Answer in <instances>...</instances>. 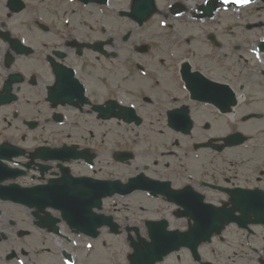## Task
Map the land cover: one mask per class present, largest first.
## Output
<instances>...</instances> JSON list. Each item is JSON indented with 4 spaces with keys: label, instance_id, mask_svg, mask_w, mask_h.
I'll return each mask as SVG.
<instances>
[{
    "label": "flooded vegetation",
    "instance_id": "af4514ba",
    "mask_svg": "<svg viewBox=\"0 0 264 264\" xmlns=\"http://www.w3.org/2000/svg\"><path fill=\"white\" fill-rule=\"evenodd\" d=\"M68 1L0 0V204H13L11 200L22 194L19 187L42 185L60 177L62 168L58 159L35 154L40 147L69 146L65 152L71 157L63 164L72 174L73 167L77 175L84 172L87 164L83 158H75L85 147L81 141L84 136L75 137V132L83 131L79 116L91 115L100 135L144 127L146 119L139 94L145 92V84L152 95L165 90L163 94H167L168 103L173 106L167 109L186 106L191 111L189 105L196 106L198 111L205 108L203 126L208 132L221 128L222 132L215 134L218 137L242 135V143L226 146L222 140L219 146L223 150H211L212 172L192 180L194 190L218 205L230 204L234 198L238 205H244L264 197V70L259 71L258 85L253 86L237 80L250 77L251 72L230 73V77L226 72L220 74L217 70L223 62L212 55L229 46V42L222 41L223 32L215 28L205 35L201 27L195 32L189 30L188 22L203 19L191 13L193 0H187V8L185 1L180 5L178 0H155L152 18L164 17L165 11L172 13L180 8L182 12L186 8L183 24L169 25L165 34L160 33L169 50L163 55H143L142 46L151 47L152 35L136 25L96 32L71 26L69 6H64ZM76 1L83 7L92 6L104 16L107 15L104 7L108 6L110 14L120 16L131 10L133 0H107L106 4L101 0ZM225 35L237 40L236 51L248 53L250 41L245 32ZM253 47L259 53L264 52L259 51L258 44ZM175 57L179 58L177 62ZM208 57L212 59L210 62ZM184 61L192 72L200 71L215 83L204 84L196 91L197 96L186 91L179 77ZM235 65L249 62L247 58L242 62L241 58ZM141 97L147 103L152 102L148 95ZM181 97L187 102L181 101L177 106ZM165 100L156 99L154 104L163 108ZM132 110L140 121L116 117ZM207 137L214 138V133L209 132ZM135 141L131 140L132 148ZM98 142L96 151L91 147L88 151L94 159L112 154L113 147L117 149L119 145L116 138L111 141L100 138ZM181 173L178 171L177 176ZM243 192L251 195L243 196ZM30 255L35 257L33 252ZM220 255L211 253L218 264H236V260H224Z\"/></svg>",
    "mask_w": 264,
    "mask_h": 264
},
{
    "label": "rangeland",
    "instance_id": "374dc122",
    "mask_svg": "<svg viewBox=\"0 0 264 264\" xmlns=\"http://www.w3.org/2000/svg\"><path fill=\"white\" fill-rule=\"evenodd\" d=\"M74 17L76 18L77 24L80 27H83V21H81L78 18L79 15H75ZM226 21L227 20H221L222 26L218 27V30L229 31L232 21H228V22ZM213 22L216 23V26L218 25V20L213 21ZM85 23L87 25L90 24L91 30L96 32L95 27L93 25V21H91L90 19H87ZM107 24H108L107 30H114L115 29L114 27L119 25L116 19H107ZM189 27H190L189 30H194V27L192 25H189ZM248 34H250L251 37L258 39L260 36L264 35V27H261L259 32H257L255 29H251V30L248 29ZM151 50L152 52H150L148 55H163L169 52V50H167V45L165 43H160V42L157 44L156 47H152ZM239 52L240 51H235L233 47L231 46H223L218 52L215 53V55H212L214 59L221 60L223 62V66L219 67L217 71L220 74H223L226 72L225 75H228L229 77L231 76L230 73L235 74V73H240L241 71L251 72L252 75L250 77L237 79V80H245L246 83L252 86L258 85L257 77H258L259 71L264 70V53L262 54V58H259L258 56L254 55V57L256 58L254 59L252 63L249 62V65L237 66L234 64L237 61H239L241 58L243 60L244 57L246 56V55L239 54ZM143 55L141 56L144 58ZM178 59H179L178 57H175L174 61L177 62ZM211 60L212 59L208 57L207 62H210ZM225 68H228V69L226 70ZM210 73L213 74V72H210ZM164 74L167 76L166 72ZM168 80L169 79H167L164 82H161L162 85H165V83ZM144 90L145 92H148L149 89H148L147 84L144 85ZM145 92H140L139 94L140 102L139 103L142 104L143 106L142 115L143 117H146L148 121L146 122L145 125H143L144 127L142 126L138 128L133 127L134 128L133 130L132 129H128L127 131L123 130L121 133L120 131H118V134L120 136V139L122 140L123 139L126 140L129 137H134L140 134L139 143H140L141 148L143 150L148 148V150H150L151 152L148 150H145L148 152V159L143 156H138L136 157L135 160L137 162L138 161L142 162L147 159V162L153 166L154 158H157V157L152 152L158 148L162 149V146L165 145V142L169 141L167 139V136L162 137L160 139H154V135H156V132H159L161 130L165 131V128L157 124L159 121L156 120L157 119L156 114H158L159 119H162V116H163L162 114L165 113V110L168 107H173V106L169 105L167 94H163L165 90H161L160 91L161 94H158V91H157V93H155L154 95H152L151 92H148V93H145ZM142 95H148L149 97H151L152 102L150 103L145 102L144 98L142 99L141 97ZM156 99H161V100L166 99L165 101H163V104H162L165 106L161 108L160 105L154 104V102L156 103ZM181 101L187 102V100L184 97H181L177 101L176 105L180 106ZM140 104H139V107H141ZM262 104L264 106V102ZM189 106L191 109V113L195 119V125H194L195 127L192 130L191 135H189L188 137L178 136L181 139V143H182V145L178 148L179 151L185 150L183 153H188V157H182L181 160H187L189 164H192L194 166H201V164L204 166V164H206L207 165L206 168L210 172L212 167L210 165L209 152L206 150H201V152H194L192 150L188 151L187 148H189L190 144L193 141L199 140L200 137H204L205 135H208L209 132L210 133L213 132L215 135V134L221 133L222 129L220 128L217 130L215 128L213 129L211 128V130L208 132V130L205 129L203 126V122L206 119L205 108L200 109L198 111V108L196 106H193V105H189ZM91 117L92 116L89 114L86 116L85 115L79 116L80 128H82L83 131L78 130V132H75V137L78 138L79 135L82 134L84 138L83 139L81 138V141L87 143V145H91V146L96 145L97 147V144L99 143L98 140H99L100 134L98 133V131H96V128H95L96 122L92 121ZM135 129H139V130H135ZM111 134L112 132H109L107 137L110 136ZM157 156L159 158V163L157 164V166L162 167V168H165V166L163 165V161L174 160V157L170 155L167 156V155L157 154ZM95 167L97 171L94 172V175H96L99 178H102V177L109 178V177L117 176L118 174L116 170L117 169L121 170V168L119 167H117L116 169L114 165L113 166L111 165L93 166V168ZM126 168L127 170L123 168V171L124 170L126 171L123 176L121 175V178L123 179L124 177H127L132 174V166H126ZM188 171L189 172L193 171L194 177L195 175H198L201 172L199 168H195V169L190 168ZM153 172H158L160 174V172L157 170L156 171L153 170ZM84 173L91 175L92 171L91 169L87 168L86 171L84 170ZM162 176L169 177L171 175L169 173L168 174L166 173V174H163ZM173 176L177 180V184H180L181 181L183 180L182 178L179 179L178 177H175L174 173H173ZM139 205L145 207L143 210H141V213H140ZM4 209L5 207L3 208V212H4ZM104 210L108 213H112L114 218H116L119 221L122 227H126V225H132L133 223L139 222L138 216L140 214L144 218H148V217L152 219L167 218L169 220L170 228H175V226L177 225V223L175 222L179 223L180 225L179 227L181 228L185 227L184 220H182V218L179 219L173 215L174 211L171 205L162 203L160 201L158 202V201H152V200H147L143 202V195H139V194H133L125 198L114 196L113 198H110L106 201V206L104 207ZM10 212H11V209H10ZM9 218L13 220L15 225H11L10 223H8ZM22 218L24 217L21 216L20 212H14L13 214L10 213L8 218L5 215L0 217V228L2 230L6 229L7 231H10L12 234L7 240L0 243V254L1 255L2 254L5 255L6 252L10 250L17 251V249H15L17 247L23 248V249L25 248V244L22 240H16L20 238H18L17 234L15 233L16 229L26 224V221L22 220ZM246 236L247 235H245L239 229L236 230L235 227H228L221 235L216 236V238L213 240V242L210 245H205L201 247L202 248L201 249L202 258L203 259L208 258L209 251L211 252V250H217L218 252L222 253V255H220V258H223L224 260H227L230 257L231 259L236 260V264H259L258 258L252 257L250 254V253H253L251 251V246H254L258 249L257 253H259L258 256L261 258V257H264V245L263 244L259 245L256 239L253 238L254 237L253 235H249L248 239L244 238ZM122 239H123L122 234L117 235V236H109L105 233V234H102L97 239L96 242L90 241L91 249L93 250L94 249H104L106 246L104 252H107L108 254H110L112 259L116 261L117 263L126 264L125 256H126V253L130 250V248L128 245H126L123 242ZM101 240L106 241L105 246H102ZM5 243H7L6 246L2 245ZM18 255L22 262L27 261V258L25 255H23L22 253H19ZM175 255L176 254H172L171 257L165 259V264H193L191 259H189L186 256H183L184 253L179 254V256L182 257L180 259H178V257ZM42 260H45V259L43 258ZM102 260L105 261L106 259H102ZM6 263L13 264L12 261L6 262ZM6 263L0 260V264H6Z\"/></svg>",
    "mask_w": 264,
    "mask_h": 264
},
{
    "label": "water",
    "instance_id": "95a60500",
    "mask_svg": "<svg viewBox=\"0 0 264 264\" xmlns=\"http://www.w3.org/2000/svg\"><path fill=\"white\" fill-rule=\"evenodd\" d=\"M116 191V183L110 181L99 182L95 179L80 180L78 183L74 184L73 188L68 189L69 195L76 199L78 206H85L88 212H77L76 215H79L82 220H85V215L89 222L88 226L84 228H89V231L92 232L96 225L99 226L101 222H97L96 214L92 212V207H98L101 204L103 196L112 195ZM63 200V199H62ZM69 200V199H66ZM57 200L49 198L47 203L53 204ZM214 220L204 219L195 224L197 231H201L198 234H190L189 236L195 240V243H199L205 239H209L212 234V231L218 227V225L213 224ZM205 229V230H204ZM156 231V230H155ZM193 231V230H191ZM162 232V228L160 230ZM156 235V236H153ZM174 235V237L172 236ZM187 235L177 234V232H172L171 234H157L156 232L151 234V242L148 244L142 242V249L135 247V255L132 256L135 264H150L154 263L157 259H161L163 254H166L172 251L174 246L187 244L190 241V237ZM178 243V244H177ZM177 244V245H176ZM131 258V259H132Z\"/></svg>",
    "mask_w": 264,
    "mask_h": 264
},
{
    "label": "snow or ice",
    "instance_id": "6c2138e0",
    "mask_svg": "<svg viewBox=\"0 0 264 264\" xmlns=\"http://www.w3.org/2000/svg\"><path fill=\"white\" fill-rule=\"evenodd\" d=\"M240 2H241V3H245V2H247V0H240Z\"/></svg>",
    "mask_w": 264,
    "mask_h": 264
}]
</instances>
